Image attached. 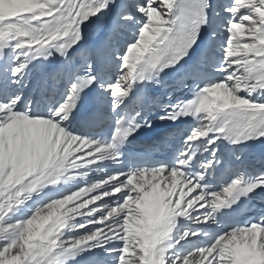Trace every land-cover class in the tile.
<instances>
[{"label":"snow or ice","instance_id":"1","mask_svg":"<svg viewBox=\"0 0 264 264\" xmlns=\"http://www.w3.org/2000/svg\"><path fill=\"white\" fill-rule=\"evenodd\" d=\"M261 146L264 0H0V264H264Z\"/></svg>","mask_w":264,"mask_h":264}]
</instances>
